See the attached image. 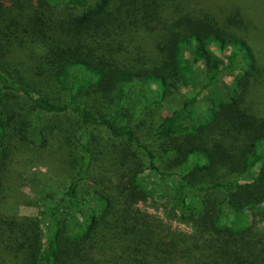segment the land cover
Here are the masks:
<instances>
[{"label":"trees","instance_id":"trees-1","mask_svg":"<svg viewBox=\"0 0 264 264\" xmlns=\"http://www.w3.org/2000/svg\"><path fill=\"white\" fill-rule=\"evenodd\" d=\"M261 4L0 0V208L14 141L71 149L36 217L0 211V264H264Z\"/></svg>","mask_w":264,"mask_h":264},{"label":"rangeland","instance_id":"rangeland-1","mask_svg":"<svg viewBox=\"0 0 264 264\" xmlns=\"http://www.w3.org/2000/svg\"><path fill=\"white\" fill-rule=\"evenodd\" d=\"M262 6L264 8L263 4L258 7ZM38 62L37 59V63ZM43 67L45 71L48 69L46 64H43ZM227 81L229 82L230 79L228 78ZM45 90L47 92L52 90L51 93L55 92L54 88ZM177 96L178 97L175 99L176 103L180 100L181 95L178 94ZM174 105L173 102L169 101L164 103L163 106L157 107L156 110L152 111L153 115L150 114L149 123L159 124L161 122L160 118L167 113L166 110ZM147 128H150L149 124L147 125ZM13 144L12 160L17 184L14 186L13 194L8 193V196H10L9 203L2 206L0 211L11 215L36 217L40 208L38 202L40 194L46 188L53 189L58 187V178H62L66 172L62 165V161H66L65 159L68 157L71 149L65 145L64 150L62 149L61 151L60 149H55V147L52 148L51 146L48 149H42L21 140L14 141ZM61 155L64 156L61 157ZM56 160H58V162ZM216 174L217 177L226 179L232 176L229 175L230 172H227L226 169L219 170ZM172 202L155 203L143 200L137 204V207L147 214L160 218L165 223L170 224L175 230L186 233L193 232L192 224L186 223L181 219L172 216L174 205V202Z\"/></svg>","mask_w":264,"mask_h":264}]
</instances>
